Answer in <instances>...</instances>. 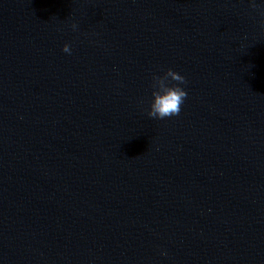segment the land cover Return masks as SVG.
Instances as JSON below:
<instances>
[{"label":"water","instance_id":"95a60500","mask_svg":"<svg viewBox=\"0 0 264 264\" xmlns=\"http://www.w3.org/2000/svg\"><path fill=\"white\" fill-rule=\"evenodd\" d=\"M262 13L0 0V264H264ZM168 68L188 96L155 120Z\"/></svg>","mask_w":264,"mask_h":264},{"label":"clouds","instance_id":"9594fccd","mask_svg":"<svg viewBox=\"0 0 264 264\" xmlns=\"http://www.w3.org/2000/svg\"><path fill=\"white\" fill-rule=\"evenodd\" d=\"M253 4H255V0H253ZM260 5H264V0H260ZM71 27L73 31H76L78 26L73 23ZM62 51L71 55L72 49L68 43H65L62 45ZM186 84L185 76L171 68L160 74H153L147 116L155 120L178 116L188 96L186 87H184ZM161 255H167V253L161 251Z\"/></svg>","mask_w":264,"mask_h":264}]
</instances>
